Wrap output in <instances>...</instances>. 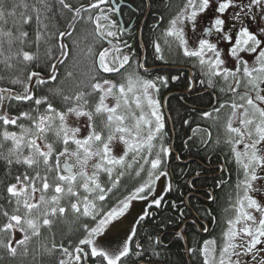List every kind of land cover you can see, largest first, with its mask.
<instances>
[{
    "label": "snow or ice",
    "instance_id": "1",
    "mask_svg": "<svg viewBox=\"0 0 264 264\" xmlns=\"http://www.w3.org/2000/svg\"><path fill=\"white\" fill-rule=\"evenodd\" d=\"M58 2L60 11L67 10L72 14L70 26H74L77 19L92 26L94 43L89 54L95 69L83 89L72 95H65L63 90L54 93L63 101L60 108L48 95L36 97L31 86L34 78L37 84H45L46 80L39 72L28 70L38 56L23 47L29 36L24 29L33 20L37 25L36 43L39 46L40 29H47L46 13L51 11L52 5L48 0H32L31 4L26 0H15L9 6L8 0H0V63L5 70L13 72L10 77L0 75V80L7 78L12 85L23 87L22 94L15 93L14 88L0 87V109H5L6 100L29 101L36 106L32 111L20 112L19 116L0 111V122L5 126L0 131V159L6 166L20 165L25 169L5 188L10 210L0 208V216L4 218L0 225V248L11 256L17 255L13 244L27 245L33 237L41 235L43 228H50L55 217L64 216L70 209L80 224L81 235L75 242L70 239L68 246L52 244L49 251L58 250L61 254L56 264H86L91 260L97 264H140L147 249L135 239L138 235L136 225L149 215L147 208L118 249L111 251L102 247L97 238L125 215L134 200L147 201L152 196L148 207H160L164 202L163 196L152 194L156 182L170 175L167 159L172 155V148L165 144V118L161 102L153 97V92L158 94L160 91L157 82L167 85L169 79L179 77L157 74L149 78L148 69L140 62L134 46L120 38L126 29L114 18L121 12V5L116 0H87V5L80 3L78 6L71 0ZM230 10L235 11L227 15ZM210 12L213 13L210 26L203 31L209 35L214 33L217 42L200 38L198 47L190 48L184 25L191 23L195 31L198 18ZM257 18L264 21V0H184L163 33L169 47L167 38H174L184 56L197 58L210 87L215 86V78H222L226 90L236 97L230 105L221 103L219 108L213 109L218 113L226 106L231 108L224 143L229 146L241 173L236 184V200L231 205L235 215L227 220L228 227L220 244L216 239H209L199 248L188 249L191 253L199 251L203 264H241V256L250 257L244 264L253 261L264 264V257L257 260L264 252V203L255 196L264 192V27L252 31L246 23ZM58 35L64 37L70 33L61 31ZM151 43L156 59L165 60L159 40ZM220 44H226L227 49ZM65 47L60 45L62 56L68 54ZM245 54L254 56L251 64ZM231 62L234 65L229 66ZM49 67L52 71L47 79L55 81L57 66L50 64ZM21 71L26 74L25 79L20 78L18 73ZM103 74H116L120 81L104 79ZM67 75L70 77L72 73ZM241 88L242 93L238 91ZM94 95H98L95 103L92 101ZM108 97L115 99L112 106L106 104ZM130 98L139 114L133 109ZM42 105L45 106L43 112L40 111ZM203 115L207 117L211 113L204 112ZM70 116L87 118V136L77 138L80 128L68 125ZM21 117L29 121L27 126L18 124ZM98 117L102 118L99 123ZM235 119H238V126H234ZM188 123V120L184 121V124ZM8 125H15L19 131H9ZM192 131L205 132L208 139L202 137V143L210 142L211 133L207 130L194 128ZM191 140L189 137L184 145L188 146ZM9 142L11 146L2 150ZM117 142L125 145L123 154L118 157L113 151ZM240 145L242 149H238ZM92 159L96 163L89 170L88 163ZM129 169L136 177L144 174L142 182L105 208L111 199L109 194ZM101 173L107 175L111 186L101 182ZM222 183L217 181V187ZM50 190L51 196L48 195ZM165 191H171V184L165 186ZM208 199L214 200V197L209 195ZM172 206L176 207L174 202ZM206 211L210 215V210ZM202 231L207 232L208 228L204 227ZM16 233H22L23 237L16 239ZM155 243H160L159 237ZM24 251L27 252V247ZM152 254L159 255L155 248ZM144 264L151 262L144 261Z\"/></svg>",
    "mask_w": 264,
    "mask_h": 264
},
{
    "label": "trees",
    "instance_id": "2",
    "mask_svg": "<svg viewBox=\"0 0 264 264\" xmlns=\"http://www.w3.org/2000/svg\"><path fill=\"white\" fill-rule=\"evenodd\" d=\"M180 1L181 3H179ZM13 2L15 0H8L9 6ZM26 2L31 4L32 0H26ZM48 2L52 8L46 13L48 17L45 20L47 29H40L42 35L39 46L37 47L36 43L37 25L33 20L24 29L29 32V36L23 47L38 56V59L29 65L28 70L39 72L46 80L45 84H37L34 78L31 86L36 97L48 95L54 105L60 108L63 101L54 93L63 90L65 95H72L78 89H83L91 76L95 74L93 58L89 54V48L93 45L94 38L91 25L77 19L73 22L74 26H70L69 20L72 14L67 10L60 11L58 0H48ZM71 2L76 6L80 3L87 5V0H71ZM130 2L134 8H121V15L126 23L136 16L137 24L147 10V1L130 0ZM183 3L184 0H150L148 14L142 27V41L146 48L145 66H158L164 63L169 66H159L149 70V78L157 74L169 77L177 74L179 79H169L167 85L157 82L160 89L157 95L165 118L164 131L167 133L165 144L172 148V155L167 159V163L170 165L171 191H166L161 206H151L148 211L149 215L137 225L138 235L135 239L147 249L140 263L150 261L151 264H203V257L199 251L191 253L188 249L199 248L204 240L216 239L218 244L222 242V234L227 227V220L234 214L231 205L236 200V184L238 176L241 175L229 146L224 143L227 138L225 125L231 114V108L226 106L218 113L213 111L221 103L230 105L231 100L236 97L226 90L222 78H217L219 81L215 79V86L210 87L205 75V88H208V91L194 94V90L199 88L197 84L194 89L187 91L192 86L188 67L194 69L193 73L197 81L198 70L194 62L198 60L194 57L184 56L174 38H167L171 47L165 44L164 30ZM152 22L157 23V28L156 25H152ZM61 31H66L70 35L59 37L58 33ZM130 35L129 40L141 60L142 48L139 35L137 32ZM50 36L51 38H49ZM157 39L164 51L162 54L165 60L163 61L156 59L152 47L151 41ZM61 44L66 45L64 51L68 53L67 55H61ZM5 49H7V45H5ZM7 54L5 51V55ZM50 64L57 66L55 81L47 79L52 71L49 67ZM184 65L188 69L174 67ZM21 67L23 66L21 65ZM133 67H135V61H133ZM141 71L143 72V70ZM201 71L204 72V70ZM68 72H71L72 76L69 77ZM18 74L21 79H25L26 74L23 71ZM0 75L10 77L13 72L5 70L3 64L0 63ZM103 78L120 81V76L116 74H103ZM0 87L14 88L15 93H23L21 85H12L7 78L0 80ZM222 88L225 91H221ZM213 90L217 91L216 97L213 96ZM242 90L238 89L241 93ZM165 98L166 108L164 107ZM97 100L98 95H94L93 103ZM209 105L212 107L208 111L211 115L205 117L203 113L207 112ZM5 106V109H0V111H6L9 116H19L20 112L32 111L36 107L34 102L16 100H6ZM44 109L45 106H40L41 112ZM33 114L35 113L33 112ZM100 119L102 118H97V123ZM185 120H188L189 123L184 124ZM18 124L27 126L29 121L21 117ZM4 127L0 122V131H3ZM7 128L9 131H19L15 125H8ZM194 128L210 132V142L202 143L201 138L207 140L208 136L203 131L193 133ZM189 137H192V140L188 146H185L184 141ZM217 140L220 141L219 144L216 143ZM70 145L74 146V144ZM10 146V142L5 143L2 150L6 151ZM24 170V167L20 165L6 166L0 159V208L10 210L7 203L8 194L5 191L6 185L14 182V177ZM101 175V182L111 186L107 175L104 173ZM143 178L144 174L141 177H136L135 172L129 169L127 174L121 178V183L117 185L113 193L109 194L111 199L107 201L105 208L115 204L118 198H123ZM217 181L223 183L217 187ZM52 194L50 190L48 195ZM209 195H212L214 200L208 199ZM173 202L176 207L172 206ZM64 203L67 204V200ZM206 210H210V215ZM60 218L64 220H60ZM3 222L4 218L0 216V225ZM204 227L208 228L207 232L202 231ZM177 233L182 235L178 236ZM80 235V224L75 221L74 214L69 209L64 216L55 217L50 228H43L39 237H33L25 246L16 245L17 255L11 256L4 248H0V264H56L61 254L58 250L49 251L52 244L64 243L65 246H68L70 239L75 242ZM157 237L160 239L158 245L155 243ZM41 242L45 244L46 251L37 249ZM24 247H27V252L24 251ZM153 248L159 255L152 254ZM134 259L136 258L134 257ZM86 264H97V262L91 260Z\"/></svg>",
    "mask_w": 264,
    "mask_h": 264
},
{
    "label": "rangeland",
    "instance_id": "3",
    "mask_svg": "<svg viewBox=\"0 0 264 264\" xmlns=\"http://www.w3.org/2000/svg\"><path fill=\"white\" fill-rule=\"evenodd\" d=\"M246 23L249 26L256 25V27H258V29L260 27H264V21H260L258 18L255 21L247 20ZM188 27H189V23H186L184 25V33H185V38L188 40V43H189L190 42V31H188V29H189ZM258 29H257V31H258ZM208 55H211V54L209 53ZM245 58L249 59L250 64L254 60V56L249 57L247 54H245ZM232 65H234V62H231L229 64V66H232ZM153 97L158 98L157 93L153 92ZM130 102L132 103L133 109L135 111H137V114H139V110L135 109L134 101H131V98H130ZM114 103H115V99L113 97L107 98L106 104H108L109 106H112ZM145 111H148V109L145 108ZM161 112H162V109H161ZM67 123L70 127H79L80 128V132L77 134V138H83V137L87 136V134L89 132V129L87 127V124H88L87 118H84V117L76 118L75 116H70L67 120ZM234 126H238V119L234 120ZM70 147L74 149L75 145L73 147L70 145ZM237 147H238V149H242V146H237ZM124 148H125V145L123 143H120V142L115 143L113 145L114 155H116L118 157L119 155L123 154ZM95 163H96L95 159H92L89 161V163H88L89 170H91L93 168V165ZM101 176L102 175L100 174V179H101ZM138 184H136L135 186H138ZM167 184H171L170 175L168 177H162L159 181L156 182L155 191L152 195L156 196V197L164 196L166 193L165 186ZM133 188L131 190H133ZM255 196L258 200H260L262 203H264V192L256 193ZM151 199H152V196H149V199L147 201L134 200L132 202L131 207L125 213V215L123 217H120L117 221H114L113 224L109 226V229L106 230V232L103 234L102 237L97 238L99 240L100 245L102 247L108 249V250H111V251L118 249L122 245L123 241L126 239V237H127L128 233L130 232L132 226L134 224H136L137 218L143 214V211L146 208L149 211L150 207H148V205L150 204ZM234 215H235V212L231 218H233ZM60 220H64V219L60 218ZM227 227H228V225H227ZM227 227H226V229H227ZM226 229H225V231H226ZM22 237H23L22 233H16V239H21ZM15 246H16V244H14V247ZM44 246H45V244L41 242L37 249L46 251V248ZM257 247L259 248L261 246H257ZM262 257H264V252H261L259 254V256L257 257V260H259ZM247 260H250V257H245V256L240 257L241 264H244V262ZM252 264H256V262L253 261Z\"/></svg>",
    "mask_w": 264,
    "mask_h": 264
},
{
    "label": "flooded vegetation",
    "instance_id": "4",
    "mask_svg": "<svg viewBox=\"0 0 264 264\" xmlns=\"http://www.w3.org/2000/svg\"><path fill=\"white\" fill-rule=\"evenodd\" d=\"M147 1V8H148V5L150 4V0H146ZM116 2L117 3H119L120 5H121V8H123V7H130V8H132L133 6H132V3L130 2V0H116ZM179 3H181V1L179 2ZM175 6H177V5H175ZM183 6V5H182ZM181 6V7H182ZM178 7V6H177ZM176 7V8H177ZM180 7V8H181ZM134 8V7H133ZM179 11V10H178ZM177 11V12H178ZM232 11H235V10H230L229 11V13L227 14V15H230L231 14V12ZM117 14V13H116ZM115 14V16H114V18L121 24V20H120V17H119V15L117 14L116 15ZM145 14H146V12H145ZM145 14L143 15V17H142V19L140 20V21H138V23L136 24V16H133V18L128 22V23H126L125 21H124V19H123V17H122V15H121V12H120V15H121V19H122V21H123V26L126 28L127 26H129V24H131L132 23V27L130 28V29H128V30H126L123 34H125V36H121L120 38L122 39V40H125V41H127L129 44H131V42H130V40H129V37L131 36L130 34H132V33H135V32H137L138 33V35H139V29H140V25H141V22L143 21V19H144V17H145ZM148 14V13H147ZM147 16V15H146ZM213 16V13H208V14H202L201 15V17H199L198 18V23H197V25H196V29H195V31H193V29H192V25H191V23H189V29H188V31H190V42H189V46H190V48H194V47H198V40L200 39V38H204V39H209L211 42H213V43H216L217 42V39H216V36H215V34L213 33V34H211V35H209V34H206V33H204V28H206V27H209L210 26V22H211V17ZM160 17V16H159ZM145 19H146V17H145ZM145 22V21H144ZM144 24V23H143ZM122 25V24H121ZM152 25H156V28H157V23H155V22H152ZM247 26H249V25H247ZM143 27V26H142ZM155 28V29H156ZM249 28H250V30H252V31H257V29H258V27H256V25H253V26H249ZM141 35H142V32H141ZM158 39H159V37H157ZM157 39V40H158ZM139 40H140V37H139ZM140 44H141V48H142V50H141V60H142V52H143V48H145V45L143 44V42L142 41H140ZM220 46L222 47V48H227V45L226 44H220ZM163 50V49H162ZM162 53L164 54V51H162ZM145 54H146V48H145ZM141 60H140V62H141ZM144 60H145V58H144ZM194 64H195V66H196V69L198 70V73H197V77H198V79H197V81H196V79H195V76H194V73H193V70L194 69H192V72H190V70H189V74H190V76H191V78H192V88L194 89V86H195V84H197V86L199 87L198 89H196V90H194V94H202V93H204V92H206V91H208V88L206 89L205 88V82L204 83H201L200 81L201 80H203L204 81V79H205V76H204V74H203V72L201 71L202 69H201V67H200V65H199V63H198V61H196V62H194ZM162 65H165V63L164 64H162ZM180 68H185V69H188L187 67H185V65H184V67H180ZM152 69H154V68H152ZM152 69H148V71L149 70H152ZM176 76H177V74H175ZM178 77V76H177ZM216 80H218L217 78H215ZM214 79V80H215ZM219 81V80H218ZM212 93H213V96L214 97H216L217 96V91H215V90H213L212 91ZM220 107V106H219ZM219 107H215V108H219ZM207 108H209V109H207V112L208 111H210L211 109L210 108H212L210 105L207 107ZM240 146H242V145H240ZM71 162V161H70ZM186 199H187V197H186ZM188 202V201H187ZM142 264V263H141ZM144 264V263H143Z\"/></svg>",
    "mask_w": 264,
    "mask_h": 264
},
{
    "label": "water",
    "instance_id": "5",
    "mask_svg": "<svg viewBox=\"0 0 264 264\" xmlns=\"http://www.w3.org/2000/svg\"><path fill=\"white\" fill-rule=\"evenodd\" d=\"M147 13H148V11L146 12V14H145V17H146V15H147ZM118 15H119V17H120V20H121V24L123 25V21H122V19H121V15L118 13ZM145 17H144V19H143V21L141 22V25H140V35H141V30H142V26H143V23H144V21H145ZM132 27V23L131 24H129V26H127L125 29L126 30H128V29H130ZM144 54H145V51H143V58H142V63H143V59H144ZM154 67H157V66H153V67H148V68H154ZM147 68V69H148ZM175 68H178V66H175ZM188 91V90H187ZM164 107H166V104H165V102H164ZM185 237V236H184ZM143 264V263H142Z\"/></svg>",
    "mask_w": 264,
    "mask_h": 264
}]
</instances>
